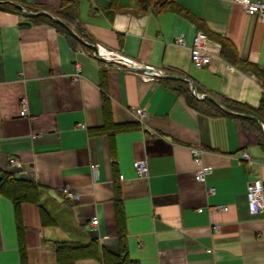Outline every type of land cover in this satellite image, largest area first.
<instances>
[{
  "label": "crops",
  "instance_id": "crops-1",
  "mask_svg": "<svg viewBox=\"0 0 264 264\" xmlns=\"http://www.w3.org/2000/svg\"><path fill=\"white\" fill-rule=\"evenodd\" d=\"M172 1L182 10L143 11L136 0H70L65 7L73 4L72 20L62 17V0L12 1L23 12L0 7V165L40 184L39 202L22 203L30 264L55 262L56 242L63 240L96 239L100 253L103 247L118 252L116 186L126 246L140 264H264V211L251 213L246 201L247 182L264 178V123L259 121L260 131L236 115L201 113L163 80L173 79L163 74L176 75L198 93L258 106L264 85L222 55L220 38L240 58L264 66V15L229 0ZM24 12L61 22L76 40L72 44L51 24L29 21ZM197 30L209 38L211 60L204 67L190 58ZM103 50L148 65L156 76L142 79L117 68V59L105 58ZM75 61L81 66L77 79ZM103 68L113 122L133 124L139 121L133 108L147 110L144 121L115 132V168L107 134L94 129L105 120ZM22 98L28 117L20 115ZM191 146L201 147L202 161L213 168L204 181L195 178ZM136 159L147 161L143 176ZM63 188L78 197L65 196ZM39 205L55 224L42 223ZM0 264H20L13 202L1 194ZM75 264L100 262L83 258Z\"/></svg>",
  "mask_w": 264,
  "mask_h": 264
},
{
  "label": "trees",
  "instance_id": "trees-1",
  "mask_svg": "<svg viewBox=\"0 0 264 264\" xmlns=\"http://www.w3.org/2000/svg\"><path fill=\"white\" fill-rule=\"evenodd\" d=\"M14 0H4L0 1V7L16 11L23 12ZM70 0H62V7L65 15L62 17L67 18V20H72L75 17V11L73 4L65 7ZM138 6L143 11L148 9H155L156 11H161L163 9H177L182 10L172 0H136ZM114 4V2H112ZM28 9H32L26 6ZM33 10L39 11V7L33 8ZM25 13V17L31 22H45L55 26L57 29L63 31L67 34L69 41L73 44L76 38L73 34L67 31L66 27L59 21L50 18L47 15L37 14V13ZM56 15L60 14V10L54 12ZM222 44L221 53L224 57L228 58L232 63L239 65L241 68L255 74L261 83L264 85V66H260L257 63L244 60L238 56L235 47L225 38H220ZM106 68L101 70L100 86L103 91L102 94V107L105 113L104 123L100 126L94 128L96 131L106 133L109 139V151L112 160V165L116 167V157H115V141L114 134L119 129H124L126 127L134 126L139 124V121L133 124H117L113 122L111 114V99L107 93V79H106ZM165 84L172 87L178 94L183 95L187 104L196 109L201 113L208 115L217 114H232L242 118V121L250 123L257 126L261 131L259 121L264 123V91L261 96V100L258 106L254 107L243 102H239L232 98H229L221 93L212 94L210 96L219 100L221 104L227 109L232 110L235 113H230L225 111V109L218 106L212 98H198L193 94L190 84L187 80L181 78H164ZM197 90L202 92V90L197 86ZM207 94L206 92H203ZM240 113V114H237ZM259 144L264 149V134H259ZM0 194L7 196L13 202L15 223L17 230V240L19 247L20 264H30L27 255V245L25 239V229L26 226L23 222V212L22 203L31 202L37 204L39 202L40 196V184L27 180L15 173L3 168L0 165ZM115 202V220L118 232V239L120 244V249L118 252H113L105 247L102 248L100 253L99 243L96 239H91L88 242L78 241V240H63L56 242L55 252L56 261L48 264H75L76 260L83 258H95L98 259L100 264H140L137 259L132 258L129 255L126 246V216L123 206V199L120 194L119 186L115 188L114 194ZM39 210L41 214V220L43 224L53 225L55 224V219L53 216L41 205H39Z\"/></svg>",
  "mask_w": 264,
  "mask_h": 264
},
{
  "label": "built area",
  "instance_id": "built-area-1",
  "mask_svg": "<svg viewBox=\"0 0 264 264\" xmlns=\"http://www.w3.org/2000/svg\"><path fill=\"white\" fill-rule=\"evenodd\" d=\"M232 2H236L242 5V7L245 9L248 13H257L259 15H264V0H229ZM176 42L178 44L184 43V38L182 36H178L176 38ZM105 54L104 57L107 59H117L115 65L117 68L120 69H132L135 71L142 79H151L156 76V72L150 70V69H143L139 70L136 68V66H139L137 62H135L132 58L124 55H120L114 51L105 52L104 50L101 51ZM100 52V53H101ZM100 56L99 52H97ZM190 58L192 63L197 67H204L207 65L211 60V54L209 50V38L206 35L205 32L202 30H197L192 41V45L190 47ZM147 67H150L146 65ZM75 71L72 73L73 78L77 79L81 76V66L78 61H75L74 63ZM152 68V67H150ZM203 95V94H201ZM21 108H20V115L23 117L29 116L28 111V101L26 98H22L20 100ZM133 113L135 117L140 121H144L147 117V110H145L141 106H137L133 108ZM84 126V124H81ZM194 163L196 165L194 174L195 178L198 181H204L206 176L210 174L213 170L211 165L205 164L202 161L201 153L202 148L198 146H191L190 147ZM243 157L249 161L252 162L249 154L247 152L243 153ZM12 163L19 164L17 160L14 158L11 159ZM98 164H92V168L96 170ZM134 167L139 176H143L148 172V164L145 159H136L134 161ZM122 177V175H120ZM215 187L210 186L208 188L209 193L215 192ZM63 193L65 196L69 198H77L78 193L69 190L68 188H63ZM246 201H247V207L249 211L253 214H259L264 211V178L261 176H256L253 179L249 180L246 185ZM223 209H226L227 206H222ZM98 223V218L93 217L91 220V225L94 226ZM219 226H215L214 228L217 229Z\"/></svg>",
  "mask_w": 264,
  "mask_h": 264
},
{
  "label": "water",
  "instance_id": "water-1",
  "mask_svg": "<svg viewBox=\"0 0 264 264\" xmlns=\"http://www.w3.org/2000/svg\"><path fill=\"white\" fill-rule=\"evenodd\" d=\"M22 8V7H21ZM136 68L137 69H150V70H152V71H157V70H155L154 68H150V67H147V66H136ZM163 76H165V77H172V78H176L177 76L176 75H164L163 74ZM191 83V89L193 90V93L197 96V97H200V98H204V97H207V98H212L210 95H208V94H205L204 96H199L198 95V93H197V91H196V88H195V85L192 83V82H190ZM213 99V98H212ZM213 101L218 105V106H220L221 108H223V109H226V110H228L227 108H225L220 102H218L217 100H214L213 99Z\"/></svg>",
  "mask_w": 264,
  "mask_h": 264
}]
</instances>
